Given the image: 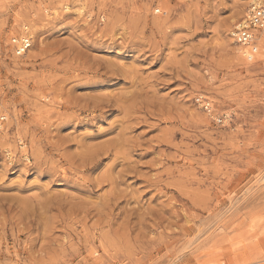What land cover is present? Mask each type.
<instances>
[{
  "label": "rangeland",
  "instance_id": "374dc122",
  "mask_svg": "<svg viewBox=\"0 0 264 264\" xmlns=\"http://www.w3.org/2000/svg\"><path fill=\"white\" fill-rule=\"evenodd\" d=\"M249 5L0 0V264H264Z\"/></svg>",
  "mask_w": 264,
  "mask_h": 264
},
{
  "label": "built area",
  "instance_id": "2783aa9c",
  "mask_svg": "<svg viewBox=\"0 0 264 264\" xmlns=\"http://www.w3.org/2000/svg\"><path fill=\"white\" fill-rule=\"evenodd\" d=\"M246 26L237 29L236 41L239 45L250 47L249 61L255 59L257 53V31L264 29V7H253L247 16ZM26 30V29H25ZM26 32V33H25ZM12 38L13 50L16 56H24L33 43V36L25 31ZM6 117H0V131L5 125Z\"/></svg>",
  "mask_w": 264,
  "mask_h": 264
},
{
  "label": "bare ground",
  "instance_id": "6f19581e",
  "mask_svg": "<svg viewBox=\"0 0 264 264\" xmlns=\"http://www.w3.org/2000/svg\"><path fill=\"white\" fill-rule=\"evenodd\" d=\"M60 1H62V0H60ZM65 1H66V0H65ZM253 7H264V5L260 2V0H250L249 9H248L246 15L243 17V18H245V20H243L241 23H239L238 25H236V26H235V30H233V32H232L233 40H234L235 44L238 46V48H237L238 54H241V56H244V57H245V60H246L247 62H249V59H248V58H249L250 47H246V46L239 45V44L237 43V41H236V34H237V29H238V28H241V27L247 25V24H246L247 16L249 15V13H250V11H251V9H252ZM159 11H160V10H158V11H156V12H159ZM22 26H23V29H24V30L27 29V27H26L27 25H26V24H25V25H22ZM24 30H23L22 33L25 32ZM263 32H264V29H263V30H259V31H257V34H259V37H258V40L256 41V42H257V48H258L256 55L258 54V52H259V50H260V48H259V41H260V38H262V36H263V34H261V33H263ZM25 33H26V32H25ZM15 36H17V35L12 36V37L10 38V44L8 43V44L6 45V46H7L8 53H9V56H11V57L14 58V59H15L16 57H15V56L13 57L12 54H11L10 52H11V49L13 48L12 38L15 37ZM9 46H11V47H9ZM31 47H32V44H31ZM31 47L29 48V50L31 49ZM12 50H13V49H12ZM29 50L26 52V54H25L24 56H26V55L28 54ZM13 51H14V50H13ZM14 54H15V53H14ZM256 55H255V58L257 57ZM24 56L19 57V59H22V57H24ZM88 108H90V107H88ZM90 111H91V110H90ZM128 113H129V112H128ZM3 116L6 117V122H5V124H7V120H8L7 113L4 112V111H1V110H0V117H3ZM4 127H5V125L3 126L2 130L4 129Z\"/></svg>",
  "mask_w": 264,
  "mask_h": 264
}]
</instances>
